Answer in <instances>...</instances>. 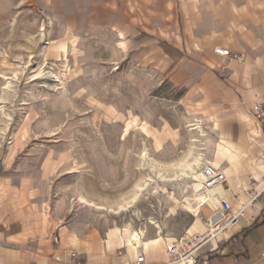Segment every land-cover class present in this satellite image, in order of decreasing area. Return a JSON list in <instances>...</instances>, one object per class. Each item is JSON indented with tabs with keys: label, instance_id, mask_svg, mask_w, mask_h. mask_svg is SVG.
Masks as SVG:
<instances>
[{
	"label": "rangeland",
	"instance_id": "374dc122",
	"mask_svg": "<svg viewBox=\"0 0 264 264\" xmlns=\"http://www.w3.org/2000/svg\"><path fill=\"white\" fill-rule=\"evenodd\" d=\"M111 6L114 0H0V158L15 141L19 154L33 160L67 150L74 173L54 183L69 205L67 221L142 229L141 244L155 235L179 239L200 210L194 202L200 171L174 187L157 176H172L194 138L208 162L209 126L197 98L164 78L154 48L126 34L141 27L142 15L126 24L119 14L124 30L113 32ZM41 71L51 73L48 81H33ZM196 122L205 139L189 131ZM149 177L153 185L135 206L107 212ZM78 197L105 210L84 207Z\"/></svg>",
	"mask_w": 264,
	"mask_h": 264
},
{
	"label": "crops",
	"instance_id": "0c3cea01",
	"mask_svg": "<svg viewBox=\"0 0 264 264\" xmlns=\"http://www.w3.org/2000/svg\"><path fill=\"white\" fill-rule=\"evenodd\" d=\"M114 2L111 30L120 33L124 21L135 24L142 15L141 27H127L126 34L137 32L132 38L154 48L164 78L197 98L211 135L207 161L226 179L186 235L203 234L226 200L237 225L205 244L200 259L264 264V192L250 205L248 191L250 184L256 191L264 186V126L257 118L264 98V0ZM119 14L126 15L124 21ZM218 47L230 55L216 54ZM16 143L0 158V264H134L139 255L143 264L167 261L166 248L175 237L155 235L130 245L127 227L67 221L69 205L55 195L54 183L74 173L72 153L52 149L33 160L21 156Z\"/></svg>",
	"mask_w": 264,
	"mask_h": 264
},
{
	"label": "built area",
	"instance_id": "2783aa9c",
	"mask_svg": "<svg viewBox=\"0 0 264 264\" xmlns=\"http://www.w3.org/2000/svg\"><path fill=\"white\" fill-rule=\"evenodd\" d=\"M214 52L220 56H229V51L223 48H215ZM257 118L264 126V98L257 104ZM200 181L196 184L195 192L197 200L195 205L201 209L204 205L212 201L213 190L225 183L224 174L217 169H214L208 162L201 166L199 173ZM248 191L251 193L250 205L254 204L257 198L264 192L256 191L254 184H250ZM220 212L217 218L213 221H207L205 224V232L200 235H191L176 239L173 243L167 246L166 256L167 261L163 264H205L199 257V250L207 243L215 240L217 236L226 231L230 226L237 225V216L230 212L229 205L226 200L219 202ZM200 211V210H199ZM196 216L193 215L194 219ZM70 257H74L73 251L68 252ZM144 257L139 255L134 264H143ZM131 264V263H126Z\"/></svg>",
	"mask_w": 264,
	"mask_h": 264
},
{
	"label": "bare ground",
	"instance_id": "6f19581e",
	"mask_svg": "<svg viewBox=\"0 0 264 264\" xmlns=\"http://www.w3.org/2000/svg\"><path fill=\"white\" fill-rule=\"evenodd\" d=\"M50 74L51 73H49V72L44 74V71H41L40 73H38L33 78V81H38V80H43V81L46 80V81H48L47 79L49 78V75ZM46 88H48V86H46ZM7 89H9V87H7ZM5 90H6V88H5ZM0 102H4V100H0ZM0 113L1 114H5L3 112V107H0ZM188 127H189V131L190 132H195L196 131V133H199V135L202 136V137H204V139L206 138L207 134H206V132L203 131V129H202V127H201V125H200L199 122H196L195 124H191ZM194 139H191V142H190L191 144H190V148H189L190 150L188 149L189 151L187 152L188 154H186V155L183 156V157H185V156L186 157L185 158L182 157L183 160L181 159L180 162L179 161H176L177 164H175V165L172 166V176L171 177H166V176L163 175V173H160V172L158 173V176L157 177L161 181L170 182L169 185H171L172 187L176 186L178 184V182L183 183L184 185L185 184L187 185V182L193 177V175H196L197 174V171H200L201 170V166L206 163V158H205V155L200 150H198L199 148L196 147L195 142H197V141L194 140ZM173 163H175V162H173ZM156 168H158V166ZM165 175H167V174H165ZM142 181H144V180H142ZM152 182H153V179L151 177H149L144 183H140L141 186H137L136 185V193L134 195H132L133 196L132 198L131 197L129 198L131 200L126 199V200H129V202L128 201L126 202V200H125V202L122 201L124 204L118 205V208H116L115 210H112V209L107 210V212L118 214L120 212L126 211L128 208H132L133 206H135L136 202L140 198H143V196H145V195H147L149 193V190H150V188L153 185ZM134 188H135V185H134ZM181 189H180V191H182ZM77 202L80 205L84 206V207H88V208L95 209V210H105V208H103L101 206H96L94 203H90V202H88L87 200H85L82 197H78ZM149 223L151 225L156 226L158 229H160L158 227V224L154 220L150 219ZM128 230H129V234H128V243L129 244L133 245V244H137V243L143 241L144 235H145V231L144 230H142V229L135 230V229H132L130 227L128 228Z\"/></svg>",
	"mask_w": 264,
	"mask_h": 264
}]
</instances>
